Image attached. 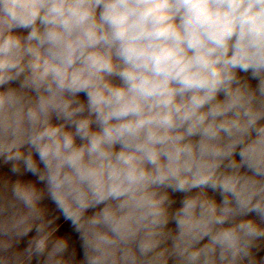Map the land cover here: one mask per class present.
I'll use <instances>...</instances> for the list:
<instances>
[{"label": "clouds", "instance_id": "1", "mask_svg": "<svg viewBox=\"0 0 264 264\" xmlns=\"http://www.w3.org/2000/svg\"><path fill=\"white\" fill-rule=\"evenodd\" d=\"M0 264H264V0H0Z\"/></svg>", "mask_w": 264, "mask_h": 264}]
</instances>
